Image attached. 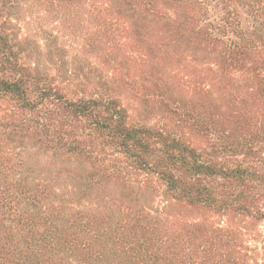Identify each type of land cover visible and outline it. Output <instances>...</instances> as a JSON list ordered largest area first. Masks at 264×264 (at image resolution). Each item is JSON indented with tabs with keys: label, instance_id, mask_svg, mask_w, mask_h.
<instances>
[{
	"label": "trees",
	"instance_id": "trees-1",
	"mask_svg": "<svg viewBox=\"0 0 264 264\" xmlns=\"http://www.w3.org/2000/svg\"><path fill=\"white\" fill-rule=\"evenodd\" d=\"M23 6L43 13L27 22L38 21L42 43L22 35ZM243 10L253 22L243 20ZM74 14L97 22L112 49L129 38L127 76L169 121L132 122L114 93H72L59 83L64 53L46 24L59 17L64 26ZM263 32L264 0H0V264H264L230 221L153 211L126 196L118 207L79 205L76 193L61 198L35 178L26 157L31 143L87 162L120 154L123 166L94 170L90 178L155 175L165 205L264 220ZM186 33L209 56L201 69L207 80L180 97L156 78L167 69L162 54ZM197 50L190 56L198 62ZM127 177L125 184L141 185Z\"/></svg>",
	"mask_w": 264,
	"mask_h": 264
},
{
	"label": "rangeland",
	"instance_id": "rangeland-1",
	"mask_svg": "<svg viewBox=\"0 0 264 264\" xmlns=\"http://www.w3.org/2000/svg\"><path fill=\"white\" fill-rule=\"evenodd\" d=\"M220 8L218 6L215 10V13L219 16L222 15ZM36 11L33 10L30 13L24 9V6L21 9L22 35H25V33L35 34L36 38L42 43L43 35L34 30L39 25L38 21L34 22L33 26H27V22L31 23L36 18L35 16L43 14L38 9ZM69 12L77 11L70 10ZM243 12L245 13L243 14V20L247 18V23L253 22L250 14H247L245 10ZM71 16L73 17L70 19L71 24L68 23L63 26L59 17L46 24L47 30L57 38L55 42H58L64 53L65 62L62 65L64 68L61 77L58 78L59 83L69 87L68 90L72 93H114L129 110L132 122L157 125L159 121H169L167 114L164 113L159 103L150 98L148 92L143 97L138 95V84L131 81L127 76L133 73V63L122 62L123 57L129 56L127 53L130 50V45L127 44L129 38H126V41L117 39L116 46L112 49L111 45L104 42L106 37L103 38L102 35L104 34L97 31L100 27L97 22L94 23L91 20L90 16L85 14ZM157 27L154 30L157 31ZM196 37L194 33H186L181 40L171 42L173 47L169 48L167 54H162L164 58L161 59V66H166L167 69H164V72L167 71L168 73L162 77L161 74L164 73L162 72L156 79L159 85L169 86L180 97L190 95L192 89L200 91L204 85L201 82L207 80L204 74L205 71L201 69L204 67L203 70H205L204 63L209 56L201 50V45L198 46L200 42L199 38ZM195 48L202 54L198 62L193 61L190 56L192 49ZM116 60L122 65V68L117 67ZM49 67L52 66L49 65ZM52 73L56 74L55 71H52ZM206 74H208V71H206ZM193 77L196 82L194 80H192V83L188 82ZM209 77L210 75L208 79ZM197 85L199 86L197 87ZM147 89L150 91L149 86H147ZM191 138L198 141V143L201 141L200 137L194 134H191ZM26 157H28V162L33 170V176L50 182L54 191L56 190L55 193L61 198L65 195L71 197L72 193H76L77 200L75 201L79 205L109 208L114 206V203L118 207L121 196H126L133 206L139 205L153 211L165 207V212L179 217L184 215L185 218L192 220L206 217L224 226L228 223L227 221H230V223L240 226V229H242L248 253L255 259L264 257V220L254 221L251 217L235 214L229 219L228 216L198 211L182 202H169L165 205L167 199L165 187L155 175L147 176L145 173L140 172L142 173L140 176L129 172L120 178H112L109 182L100 183H95L90 178L94 170L119 169L121 165L123 166L120 154H98V157L94 158L93 161L87 162L76 156H68L60 152L55 153L52 150L34 147V144L31 143L27 149ZM127 176L139 178L141 185L134 187L125 184L124 181L128 179ZM262 194L264 195V193ZM259 206L264 208V202Z\"/></svg>",
	"mask_w": 264,
	"mask_h": 264
}]
</instances>
